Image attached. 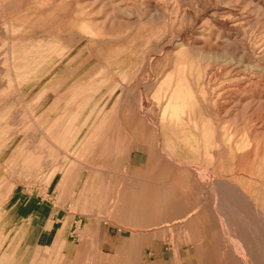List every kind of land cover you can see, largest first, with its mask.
I'll return each instance as SVG.
<instances>
[{
    "label": "rangeland",
    "instance_id": "obj_1",
    "mask_svg": "<svg viewBox=\"0 0 264 264\" xmlns=\"http://www.w3.org/2000/svg\"><path fill=\"white\" fill-rule=\"evenodd\" d=\"M0 264H264V0H0Z\"/></svg>",
    "mask_w": 264,
    "mask_h": 264
},
{
    "label": "bare ground",
    "instance_id": "obj_2",
    "mask_svg": "<svg viewBox=\"0 0 264 264\" xmlns=\"http://www.w3.org/2000/svg\"><path fill=\"white\" fill-rule=\"evenodd\" d=\"M175 108V107H174ZM164 112V111H163ZM173 118V117H172Z\"/></svg>",
    "mask_w": 264,
    "mask_h": 264
}]
</instances>
